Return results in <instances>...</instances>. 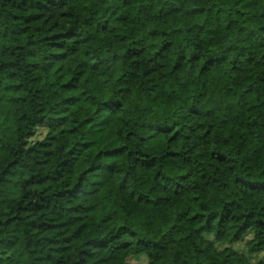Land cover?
<instances>
[{"label": "trees", "instance_id": "trees-1", "mask_svg": "<svg viewBox=\"0 0 264 264\" xmlns=\"http://www.w3.org/2000/svg\"><path fill=\"white\" fill-rule=\"evenodd\" d=\"M141 257L264 264V0H0V264Z\"/></svg>", "mask_w": 264, "mask_h": 264}, {"label": "rangeland", "instance_id": "rangeland-1", "mask_svg": "<svg viewBox=\"0 0 264 264\" xmlns=\"http://www.w3.org/2000/svg\"><path fill=\"white\" fill-rule=\"evenodd\" d=\"M38 132H39V134H42L43 129H40ZM39 136H41V135H39ZM234 247L239 249V250H242L243 249V243L241 242V243L235 244ZM260 257H261V255L259 254L257 259ZM254 260H256V258H254ZM129 264H147V262H146L145 258L141 257L138 261H136V260L130 261Z\"/></svg>", "mask_w": 264, "mask_h": 264}]
</instances>
